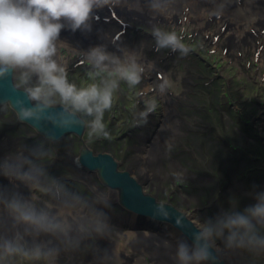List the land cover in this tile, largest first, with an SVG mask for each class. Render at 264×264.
Listing matches in <instances>:
<instances>
[{"label":"clouds","instance_id":"9594fccd","mask_svg":"<svg viewBox=\"0 0 264 264\" xmlns=\"http://www.w3.org/2000/svg\"><path fill=\"white\" fill-rule=\"evenodd\" d=\"M175 5L176 0H0V82L10 81L12 92L19 94L13 105L18 121L44 136L42 144L0 154V264H73L86 251L95 264L110 258L99 242L111 235L108 210L116 190L85 180L69 182L50 172L49 145L80 131L86 132L87 143L111 139L105 114L114 108L121 85L136 89L153 65L145 64L136 49L114 41L115 51L107 44L86 51L71 48L61 32H91L97 11L127 8L151 17L157 50L187 56L191 49L184 37L154 22L173 15ZM68 48L88 68L85 83L70 79L62 54ZM171 87L169 78L155 86L158 99L137 113L138 124L148 123ZM74 163L81 166L79 158ZM253 199L242 210L238 205L222 209L196 224L191 243H175L174 264H218L223 252L264 256V191ZM171 217L165 204L153 206V219ZM184 220L176 217L177 225L184 227Z\"/></svg>","mask_w":264,"mask_h":264},{"label":"rangeland","instance_id":"374dc122","mask_svg":"<svg viewBox=\"0 0 264 264\" xmlns=\"http://www.w3.org/2000/svg\"><path fill=\"white\" fill-rule=\"evenodd\" d=\"M190 2L195 4L200 3L199 0H190ZM203 16L204 18L200 23L201 27H197L193 24L190 18H187V20L184 18V21L181 23L171 18L158 22L164 25L168 30H176L178 34L184 37V42L191 49L187 56H181L179 52H174V57L169 58L168 63L164 65L163 60L168 53L172 52L171 50L168 49V52L159 54L154 39L153 41L150 39L148 41L142 39L141 43H138V46H136L140 54L155 61L159 59L163 62L162 65L164 66V71L163 69L161 70L163 72L162 78H158V80L153 79V84L156 83L154 86L152 85L154 88L153 92L149 91L147 94L145 93L139 97L143 98L151 93V96H154L152 101L155 102L158 99L155 86L160 83L159 81L169 78L172 82V87L166 98L169 97L170 106L173 111L172 123L175 122V125H167L164 127V133H161V140L157 142L160 149L156 151V154L153 156L154 158L149 161L150 172L148 174L152 180L148 185V189L151 193L157 194L160 198L172 201L179 209L195 217L194 219L197 220L198 223L219 214L222 209H227L226 207L229 208L238 205V210H242L254 203L253 194L255 192L264 191V165L262 164L264 163V155L261 156V154H264V124H256L261 131L259 130L258 136L255 137L254 131L251 129L248 130V125H245L246 123L243 121L250 120L255 122L256 120H254V116L250 115V111L251 109L254 111L256 110V115H259L260 110H258L257 107H260V104L256 103V105H253L250 109H244L246 104H244L245 102H241V104H244L243 108L238 109L237 106V109L234 110H232L230 105L231 101L233 103L235 98H240V100H242L244 98L250 99V97L255 98V96H257L255 98V100H257L258 98L262 99L264 97V50L260 52L261 57L257 61L252 57L253 53L256 51L253 47L249 50L247 46L243 44L240 45L241 43L238 44L234 41V43L230 45V50V48L227 47L229 46V39H226L231 37L229 36L230 34L224 31L222 32L221 29L214 26L213 22L208 24L209 17L206 13H204ZM125 20L132 24H136L135 21L137 19L130 21L128 18H125ZM144 28L150 32V28L146 26ZM216 30L220 31L217 32ZM76 35L89 36L90 34L88 32L78 31ZM214 35L216 40L213 43L212 38ZM224 49H227L225 53L223 51ZM69 50L70 48H68V51ZM63 51L62 54L66 58H69L68 62H70V59L74 57V53L71 50L69 54L68 51L67 53H63ZM178 55L180 57L179 60L176 58ZM236 55H242L240 61H238ZM247 63H250L249 68L245 69L243 67L244 71L243 68L240 69L243 64L245 67H248L246 66ZM166 65H169V67L166 68ZM223 65H227V67L223 68ZM253 65L255 66L254 69H252ZM187 67H189L192 72L190 76L186 75ZM239 69L241 72L237 71ZM256 69L258 71H256ZM243 72L251 74L253 81L249 75L242 74ZM147 76L156 77V74L151 70V72L146 75L145 80ZM215 77H218V79L214 80L211 84V78ZM74 78L78 80L77 83H84L79 76L74 75ZM244 85L246 87H244ZM144 88L145 86H143L142 89L147 90ZM138 89L139 86L134 89L133 92V90L127 88L126 85H121L118 98L122 99L123 103V96L126 101L129 98L126 92L138 96ZM225 99L230 104H224ZM164 101L165 99L159 100L157 115L154 114L149 116L148 123L146 124L147 127L142 131V135H150L155 130L158 131L160 129V122L164 120V118L161 117V112H165L166 109ZM198 104L199 106L197 107ZM220 105L223 108L220 107ZM117 108L119 109V105ZM5 110L7 112L12 111L8 105L5 107ZM126 116L125 114L114 116L110 112L106 113L105 122L108 130L111 136L118 138V142L108 141L106 144L105 141H103L96 144L99 148L108 147L109 145H118V148L114 147V153L120 162L126 161L122 166L124 168L134 160L132 157H126L128 147L126 146V142L123 143L124 138H122V136L126 137L125 134L129 127L128 125L131 124L132 126L130 127H133V122L135 121L128 120ZM111 121H115V123L109 125ZM16 122L17 120L12 119L4 110H0V128L14 125ZM177 122H183L184 125L180 129H177ZM235 126L241 138H239L238 133L234 131ZM207 127H210L209 139L204 137L206 135H204L205 130L203 129H207ZM22 128H24L23 125L21 129ZM192 130H199V132H190ZM26 133L28 134L29 131H26ZM153 136L156 138L158 134ZM193 136H197L196 139L200 141V143L195 142L196 146L194 144V154L196 156L192 155L187 150L181 152L183 148H188V146L184 147L181 143H191L190 140L194 138ZM84 138H87L86 132L82 139L77 135L66 136L65 139L60 142H68H58L54 144V149L49 145V148L52 149H50L52 155L47 159L46 165L50 166L54 162L57 151L61 153L63 151V163L58 171L61 172L64 178L71 176L72 171L70 166L72 164L70 158L76 155L82 143L87 141H85ZM237 140L239 142H236ZM22 141L23 144L26 143L24 139ZM38 141L44 143V140ZM197 143L200 144V148ZM88 144L91 145V143ZM201 146L203 154L202 151L199 150ZM180 154H189L187 157L191 158V163L187 162L186 160L188 158L184 156L186 158H183L180 162H175L172 166H168L167 163L163 164L162 167L159 166L161 165L159 160L164 162L168 158L177 156L182 157ZM228 156H230L229 162L233 169H231L229 162H227ZM238 159H241L239 164ZM122 167L121 169H123ZM258 167L263 169L257 170L256 168ZM66 168H68V170ZM162 173L163 176L161 177ZM197 207L201 208L200 213L196 210ZM113 211L118 213V216L129 214L128 211L123 209L119 210L117 207H115ZM141 219L138 218L135 223L132 221L133 224L126 223L123 220L120 221L123 223L122 227H124V229H122L121 226H118L120 227V231L127 234H125L124 237L122 236L123 239L120 238L116 242L119 249L116 251L117 259L114 264H122L123 262H120L123 259L125 260L124 257L127 254H133V244L138 238V232L132 231L130 228H140L142 231L144 230L147 236H155L154 242L159 241V237L157 236L159 233L158 231L154 230L153 233L149 232V230H152V222L145 218H143L144 220ZM142 222L143 224H141ZM169 231L172 240L176 241L180 237V232ZM164 234L168 235V231H165ZM232 254L234 255V259L229 258L228 253L224 252L225 257L230 260L232 264H264V256L252 258L242 253ZM82 256L87 257L86 255ZM112 257L113 256L110 255L109 259ZM137 258L138 260L136 262L134 261L135 264H148L150 260V258H147V261H143L142 256ZM86 263L90 264V260ZM65 264L67 263L65 262ZM73 264H84V262L76 257Z\"/></svg>","mask_w":264,"mask_h":264},{"label":"bare ground","instance_id":"6f19581e","mask_svg":"<svg viewBox=\"0 0 264 264\" xmlns=\"http://www.w3.org/2000/svg\"><path fill=\"white\" fill-rule=\"evenodd\" d=\"M202 3H192L190 0H176V11L173 15L169 17H160L154 22H161L166 19H173L174 21L181 23L184 21V18L187 20V18L191 19V22L195 24L197 27L200 26V23L202 19L204 18L203 14L206 13L208 16H211L213 19V23L215 26L220 29L222 25L226 23L228 26L225 30L226 33L230 34V38H234L237 41H240L241 45L245 42V40H248L251 44L255 40V36L250 35V33H253L258 35L261 38H264V33L262 34L264 29V0H243L240 4L238 0H203ZM113 11H116L119 16H124L128 19H137L139 21H143L146 24L150 25V19L151 17L145 12L144 14L135 12V11H129L127 8H115L111 9ZM104 12H108V10L105 8ZM100 13V11H97L96 14ZM201 27V26H200ZM204 28V27H203ZM104 29V31H102ZM219 32L220 30H216ZM95 36H102L107 35L111 32V27H109L106 23L102 22V24H99L97 21H93L92 24V31L88 32L90 35L92 34ZM223 32V31H222ZM148 36V35H146ZM146 36H140L141 38H145ZM60 39L67 43L71 48L80 50V51H86L90 47L96 46L97 42L99 44L101 43V40L97 39L93 41V43L89 45L85 41H77L78 38H76L75 34L71 32L70 30H64L61 32ZM264 42V40H263ZM116 45L119 46H126L125 41L120 40ZM70 48V50H71ZM66 50V51H65ZM63 53H67L68 49H65ZM70 50L68 51V54L70 53ZM116 46H112L109 51H115ZM159 54H164L168 52V49H161L158 51ZM140 54V53H139ZM157 54V53H156ZM142 61L145 64H151L155 65L154 61L148 60L144 55L140 54ZM177 60L180 59L179 55L176 56ZM69 60V58H67ZM187 72L186 75L190 76L192 74L189 67L186 68ZM153 76H147V79L145 80V89L151 88L155 85L153 84ZM153 85V86H152ZM165 103H166V109L164 114V120L160 122V129L158 131H155L154 134H158L156 138H154L153 144L149 147L147 146V157L148 161L156 154V151L160 149V146L157 145L158 140H161V133H164L163 128L167 125H175V122L172 123V117H173V111L171 109V103L169 102V97H165ZM178 125H176L177 129H180L184 124L183 122H177ZM165 129V128H164ZM142 154V153H141ZM145 157V155H143ZM229 157L227 158V162H229ZM239 160V159H238ZM241 159L239 160L238 164L240 163ZM228 164V163H227ZM229 166L231 169H233L232 165L229 162ZM132 174L136 179L144 177L146 171L143 169L139 171L132 170ZM54 172V171H53ZM56 173V172H55ZM239 181V180H238ZM117 192V191H116ZM115 192L114 200L116 201L118 198V194ZM177 207V206H176ZM228 209V207H226ZM230 208V207H229ZM136 215V214H135ZM132 215L128 219L130 222L136 220V216ZM115 217V216H114ZM193 219V218H192ZM129 233V232H128ZM127 233H119L117 234V238L123 239L124 235ZM123 236V237H122ZM117 238H114L113 236L109 240L110 243H101L105 248H107L108 251L113 254V257L105 262V264H114L117 259L116 251L118 250V246L114 249H108L110 248V244L112 245L113 242L116 241ZM163 238L164 240H161ZM155 241V236L151 237L150 235H146L144 233H139L137 240L134 242V252L139 253L144 256H148L150 258H153L154 264H174V261L171 257H169V254L172 256V253L174 252V247L176 242L170 241V238H167L166 236L163 237L159 235V241ZM166 242L169 245H172L173 247L170 249L169 247H166ZM87 252V253H86ZM85 254L90 255V264H95L93 255L86 251ZM228 253V252H227ZM83 254V253H82ZM135 254V253H134ZM134 254H129V256H126V264H132V259L135 256ZM225 256V255H224ZM229 258L234 259V255L232 253H228ZM138 260L136 258L135 262ZM124 262V259L121 260L120 263ZM135 264V263H134Z\"/></svg>","mask_w":264,"mask_h":264},{"label":"flooded vegetation","instance_id":"af4514ba","mask_svg":"<svg viewBox=\"0 0 264 264\" xmlns=\"http://www.w3.org/2000/svg\"><path fill=\"white\" fill-rule=\"evenodd\" d=\"M68 63H69V76H70V79L74 80L75 82H78V80L76 78H74V75L75 76H79L85 83L86 82V73L88 71V68L84 64L82 59H81L80 62L77 59H73V60H71ZM241 102H243V103L245 102L244 104H246L245 105L246 107L244 109H248V108L250 109L253 105L255 106L256 103L260 104V107H257V109L260 110V114L259 115H256V110L254 111V110L251 109V111H250V115L254 116V118H255L254 120H256L255 122L254 121H250V120H243L242 119L246 123L245 125H248V128H249L248 130L251 129L252 131H254L255 137H257L258 134H259L258 132H259L260 128L257 127L256 124H264V97L262 99L258 98L257 100H255L254 97H250V99L249 98H244L242 100H240V98H235L234 99V103L231 104L232 110L237 109V106H238V109H242L244 104H241ZM127 104H128V101L124 100V96H123V103H122V99L117 98L116 104H115L114 108L112 109V111L110 113H112V115H114V116L125 114V115H127L126 117H127L128 120H130V121L134 120L135 121V122H133V127H130V126H132L131 124L128 125L129 127L127 129L126 134H125L126 137L122 136V138H124V142L123 143L126 142L127 143L126 146L128 147V152H127V156L126 157L127 158H130V157L134 158V160L129 165H127L125 168L122 167L123 164H125L126 161H121L120 162L118 160V158H116L115 153H114V149H115L114 147L118 148V145L117 146L109 145L108 147H104V148H99L96 145L97 143L103 142V141H105L106 144L108 143V141L118 142V138L111 136V139H108V140L99 139V140L95 141L94 143H91V145H89L87 142L82 143L78 153L70 158L71 164H72L70 166V169H71L72 172H71V176H68L67 178L70 179V178L73 177L72 179L68 180L67 178H64L61 175V172L58 171V169L60 168L61 164L63 163V160H62V158L64 156V152L63 151H62V153L57 151V156L54 158V162L50 166H47L49 168V171L54 173V174H56L57 176L62 177L63 179H65V180H67L69 182L85 180V181H90L91 183H94V184L100 186L102 189L105 188V186L103 185L102 181L99 179V174L98 173L91 172L89 170L88 171L84 170L81 166L77 167L76 164L74 163V161L77 159V157L79 156V154H80V152L82 150L81 148L85 144L86 146L88 145V147L90 149H92L95 154H98V153H107V154L110 153V154H112L114 159H116L117 162L119 163V169H121V167L123 168L121 170L129 171V172H131V174H134L132 170L139 171V170L143 169L144 171H146L147 173H145V176L141 177V178L137 177V180H138V182L140 184H142V186L145 189H147L149 191V189H148L149 186L148 185L151 183L152 178H150L149 174H148L150 172V168H149V161L147 160L148 159V157H147V154H148L147 153L148 152L147 151V146H150L152 138L154 137L153 136L154 134H150V135H144L143 134L142 135V133H143L142 131L147 127V125L146 124H138L137 123V115H134V113L130 109L132 107L130 105H127ZM118 105H119V109L117 108ZM4 106L5 105H0V110H4L7 113V115L12 117V119L17 120V122H16L17 124L14 123V125L0 128V154L7 153L10 150L23 151L24 149H26L29 146L36 145V144H42L38 140H44V137H42L36 130H34V128L30 127L29 125H27L25 123L19 122L17 117H16L15 111L12 110L10 112H7L5 110ZM9 108H11V107L9 106ZM239 113H240V111H239ZM223 116H224V114H223ZM113 123H115V121H111V123L109 125H111ZM22 125H23L24 128L21 129ZM26 128H27V130H26ZM139 128H140V130H139ZM26 131H29V133L27 134ZM234 131L237 132L239 138H241V135L237 131L236 126L234 127ZM193 133H196V132H193ZM204 135H206V136H204L205 138L209 139L208 134H204ZM193 137L194 138L192 140H190L191 143H184V142L181 143V145H183L184 147L188 146V148H183V150H181V152H183L184 150H187L192 155H195L194 154V151H195L194 148L196 146L195 142H199L200 143V141L196 139L197 136H193ZM23 139H24V141H26L25 144H23V141H22ZM84 139H83V141H84ZM86 140H87V138L85 139V141ZM65 142H68V141H65ZM65 142H60V143H65ZM236 142H239V141L237 140ZM123 143H122V145H123ZM199 143H197V144L199 145V148H200V144ZM205 143H207V142H205ZM194 144H195V146H194ZM50 147L52 149L55 148L54 145L53 146L50 145ZM4 148H5V150H4ZM199 150L202 151V154H203L202 146H201V149H199ZM143 155H145V157ZM263 155L264 154H261V156H263ZM181 156L182 157H178L177 156V157L168 158L164 162L159 160V162L161 164L159 166L162 167L163 164H165V163H167L168 166H172L175 162H180L183 158H186L187 156H189V154L188 155L182 154ZM184 156H186V157H184ZM187 158L188 159L186 161L191 163V158H189V157H187ZM243 161H244V159H243ZM262 164L264 165V163H262ZM66 169L68 170V168H66ZM256 169L257 170L258 169L262 170L263 168L258 167ZM162 176H163V173L161 174V177ZM4 182L7 183L6 181H4ZM76 187L79 188L81 191L85 190V185L83 183L77 182L76 183ZM116 193L118 194V192H116ZM115 207H117V209H119V210L121 209L120 203L118 201L114 200L113 207L108 210L109 214L111 216V222H113V218H115L116 216L119 215L118 213L113 211L115 209ZM196 210L198 211V213H200L201 208L197 207ZM112 236L114 238H116L115 237L116 233H115L113 227H112L111 235L106 240L100 241L99 242V247H101L102 249H107L101 243H110L109 240L111 239ZM116 242H117V239H116L115 242L112 243V245L110 244V248H108V249H112V248L115 249L118 246V244H116ZM109 254L113 256V254H111L110 251H109ZM82 255H86L87 257H83ZM77 257L80 260H82L84 262V264H87L86 262L90 259V255L85 254V253H83V254L81 253Z\"/></svg>","mask_w":264,"mask_h":264},{"label":"water","instance_id":"95a60500","mask_svg":"<svg viewBox=\"0 0 264 264\" xmlns=\"http://www.w3.org/2000/svg\"><path fill=\"white\" fill-rule=\"evenodd\" d=\"M78 32H75L76 38L81 41H85L89 45L93 44V41L96 40V36L91 34V36L85 35H76ZM19 94L13 93L11 90V82L4 81L0 82V105H9L14 110V102ZM27 124V123H25ZM29 125V124H27ZM30 126V125H29ZM31 127V126H30ZM35 130V129H34ZM42 137L43 134L38 132ZM85 131H80L76 133H65L62 138L59 140H64L68 135H77L80 139L83 138ZM81 152L77 158L80 159V165L84 170H89L91 172H96L99 174L100 180L106 187H111L113 189L119 190V198L123 208L130 213L135 212L141 216H146L152 218V208L159 202L155 196L146 193L143 189L142 184L135 179L131 172L126 170H120L119 163L114 159L113 155L110 153H98L95 154L92 149L86 146L81 148ZM163 204L170 210L172 217L165 220L156 218L153 219L158 222L167 221L172 223L174 227L178 230H181L185 236H187L192 242V232L195 231V223L188 218L187 214L180 211L176 208L175 205L164 202ZM183 217L184 227L177 225L176 217ZM218 264H228L226 260L220 258L218 259Z\"/></svg>","mask_w":264,"mask_h":264}]
</instances>
